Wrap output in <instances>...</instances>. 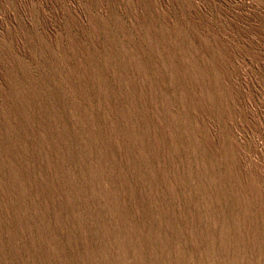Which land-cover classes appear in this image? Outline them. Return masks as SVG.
<instances>
[{
  "label": "rangeland",
  "instance_id": "obj_1",
  "mask_svg": "<svg viewBox=\"0 0 264 264\" xmlns=\"http://www.w3.org/2000/svg\"><path fill=\"white\" fill-rule=\"evenodd\" d=\"M0 264H264V0H0Z\"/></svg>",
  "mask_w": 264,
  "mask_h": 264
}]
</instances>
